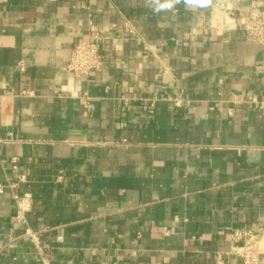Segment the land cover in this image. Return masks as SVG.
Returning a JSON list of instances; mask_svg holds the SVG:
<instances>
[{"label":"crops","instance_id":"crops-1","mask_svg":"<svg viewBox=\"0 0 264 264\" xmlns=\"http://www.w3.org/2000/svg\"><path fill=\"white\" fill-rule=\"evenodd\" d=\"M252 2L0 0V264H242L234 228L264 264ZM95 37L100 67L68 71Z\"/></svg>","mask_w":264,"mask_h":264},{"label":"built area","instance_id":"built-area-1","mask_svg":"<svg viewBox=\"0 0 264 264\" xmlns=\"http://www.w3.org/2000/svg\"><path fill=\"white\" fill-rule=\"evenodd\" d=\"M241 26L246 39L264 45V11L255 2L249 5L247 13L242 17ZM99 48V37L78 41L71 52L66 69L75 75L88 74L98 69L101 64L98 56ZM12 159L15 163L16 157ZM14 198L18 204L17 217H21L22 212L29 205L28 200L26 196L19 197L17 194H14ZM31 237L36 239L33 233ZM230 237L233 242L231 252L241 257L242 264H259L261 235L253 228H234L230 232ZM215 264H223L220 254H217Z\"/></svg>","mask_w":264,"mask_h":264},{"label":"clouds","instance_id":"clouds-1","mask_svg":"<svg viewBox=\"0 0 264 264\" xmlns=\"http://www.w3.org/2000/svg\"><path fill=\"white\" fill-rule=\"evenodd\" d=\"M189 3H200V4H204L207 2V0H188ZM172 5L171 3H163L160 4V8H170Z\"/></svg>","mask_w":264,"mask_h":264}]
</instances>
